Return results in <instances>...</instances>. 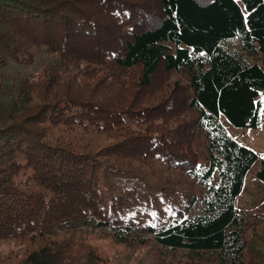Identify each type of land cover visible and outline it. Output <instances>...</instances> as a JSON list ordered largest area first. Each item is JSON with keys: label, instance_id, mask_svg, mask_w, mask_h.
<instances>
[{"label": "trees", "instance_id": "obj_1", "mask_svg": "<svg viewBox=\"0 0 264 264\" xmlns=\"http://www.w3.org/2000/svg\"><path fill=\"white\" fill-rule=\"evenodd\" d=\"M262 96L264 0H0V264H98L84 232L264 264L236 205L259 157L223 122L260 128Z\"/></svg>", "mask_w": 264, "mask_h": 264}, {"label": "rangeland", "instance_id": "obj_2", "mask_svg": "<svg viewBox=\"0 0 264 264\" xmlns=\"http://www.w3.org/2000/svg\"><path fill=\"white\" fill-rule=\"evenodd\" d=\"M127 77L128 84H131V89L135 88L136 81L139 75L138 70L131 71ZM168 83L182 81L186 83L184 77L180 74H174L169 77ZM134 90V89H133ZM132 90V91H133ZM262 126L258 129L254 128H237L223 118V122L228 129L230 135L240 144L252 149L259 157V161L249 170L244 189L236 201L238 210L243 214L247 221L246 240L257 249L264 251V184L257 178L260 160L264 157V96H262ZM80 144L87 146L98 145L103 146L106 143L113 142L105 135H77L75 137ZM129 166L139 170L144 177L151 183H164L166 180L179 179V175H171L170 173L162 172L161 170L150 167L146 164H140L132 161ZM178 188L182 190L189 188L192 191L199 192L198 186L191 182L185 181L179 184ZM83 246L85 249L94 250L101 258L98 264H192L188 262L185 252H177L174 255L163 252L160 246L155 242L146 245H126L118 244L112 238L104 236L99 232H84L82 234ZM0 252L17 253L18 246L13 242H8L0 245ZM3 254V255H4ZM18 254V253H17ZM255 255L252 257L254 262H258ZM14 263V261H13ZM263 264V263H262Z\"/></svg>", "mask_w": 264, "mask_h": 264}]
</instances>
